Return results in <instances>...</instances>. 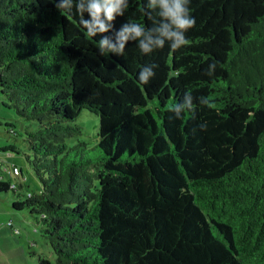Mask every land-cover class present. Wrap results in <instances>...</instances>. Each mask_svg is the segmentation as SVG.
I'll use <instances>...</instances> for the list:
<instances>
[{
    "label": "trees",
    "instance_id": "trees-1",
    "mask_svg": "<svg viewBox=\"0 0 264 264\" xmlns=\"http://www.w3.org/2000/svg\"><path fill=\"white\" fill-rule=\"evenodd\" d=\"M59 2L0 0V90L36 124L24 140L40 181L26 193L0 180V194L40 215L55 259L38 264H264V0H190L187 45L104 56L102 35L160 19L148 0L96 37ZM186 94L194 108L177 117ZM84 110L99 118L94 159L67 142Z\"/></svg>",
    "mask_w": 264,
    "mask_h": 264
},
{
    "label": "clouds",
    "instance_id": "clouds-1",
    "mask_svg": "<svg viewBox=\"0 0 264 264\" xmlns=\"http://www.w3.org/2000/svg\"><path fill=\"white\" fill-rule=\"evenodd\" d=\"M190 0H148L147 7L155 11L160 17L159 20L153 19L152 27L148 28L142 24L127 20L122 24L120 30L115 34V42L102 34L113 29V22L117 16H124L129 7V0H60L56 3L58 10L71 12L76 8L80 15L79 23L86 29L87 35L96 37L102 35L98 41V49L102 56L109 53L123 55L128 41L138 42L139 49L144 54L152 53L155 49L163 48L168 42L171 49H179L189 43L185 33L195 26V18L191 15L188 5ZM87 12L90 19L84 18ZM151 18V13H148ZM155 64L142 67L139 72V80L148 83L154 77ZM216 63L209 65L207 75L214 74ZM199 103L208 105L206 97H199ZM194 108L193 97L186 94L181 103H175L171 110L177 117L184 111H191ZM201 129H206V125H200Z\"/></svg>",
    "mask_w": 264,
    "mask_h": 264
},
{
    "label": "rangeland",
    "instance_id": "rangeland-1",
    "mask_svg": "<svg viewBox=\"0 0 264 264\" xmlns=\"http://www.w3.org/2000/svg\"><path fill=\"white\" fill-rule=\"evenodd\" d=\"M81 127V133L67 140L70 147L85 142L87 153L92 159L96 158L98 151L93 146L97 144V130L99 118L84 110L75 122ZM25 128L35 129L36 124L17 116L14 108L11 107L8 99L1 94L0 90V159L3 164L12 168L17 166L22 171V175L17 177L4 176V181L15 182L22 185L26 193H38L40 191V181L30 167L26 154L28 150L25 143ZM14 131L16 135L8 134V131ZM85 148V147H84ZM1 198L2 203L9 202L10 206L15 200L11 190L3 192ZM23 198V197H22ZM10 220L13 223V229H17L18 233L10 231L6 221L4 227L9 237H5L6 246L0 247V264H38L39 256H45L54 260L55 257L51 253L49 245L43 236V226L40 215L36 219L28 210H14L10 207ZM3 251V255L2 252Z\"/></svg>",
    "mask_w": 264,
    "mask_h": 264
},
{
    "label": "crops",
    "instance_id": "crops-1",
    "mask_svg": "<svg viewBox=\"0 0 264 264\" xmlns=\"http://www.w3.org/2000/svg\"><path fill=\"white\" fill-rule=\"evenodd\" d=\"M3 201L4 200L1 198V195H0V247H5L7 245L5 241V237H9V236H8V232H6V228L4 227L5 226L4 223L6 221H11L10 216L11 214L13 215L9 202L6 204H3L2 203ZM10 231L12 232L11 229ZM1 253L3 255V251Z\"/></svg>",
    "mask_w": 264,
    "mask_h": 264
},
{
    "label": "built area",
    "instance_id": "built-area-1",
    "mask_svg": "<svg viewBox=\"0 0 264 264\" xmlns=\"http://www.w3.org/2000/svg\"><path fill=\"white\" fill-rule=\"evenodd\" d=\"M0 165L4 166V169L8 172L9 177H14L17 176L19 177L20 175H22V171L21 169H19L17 166H13L12 168H10L9 166L3 164L2 160L0 159ZM4 179V175L0 174V180ZM11 187H17L15 182H11ZM7 226H9L12 230L13 233H18L17 229H13V223L12 221H8L7 222Z\"/></svg>",
    "mask_w": 264,
    "mask_h": 264
}]
</instances>
